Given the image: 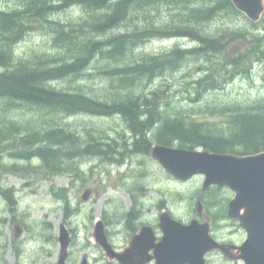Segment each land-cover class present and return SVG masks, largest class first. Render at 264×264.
Listing matches in <instances>:
<instances>
[{
    "label": "trees",
    "instance_id": "trees-1",
    "mask_svg": "<svg viewBox=\"0 0 264 264\" xmlns=\"http://www.w3.org/2000/svg\"><path fill=\"white\" fill-rule=\"evenodd\" d=\"M3 2L0 0V103L4 104L0 107V170L6 167L1 164L2 152L9 147L15 149V156L33 158L15 172L43 173L45 178L67 173L77 158L111 160L116 139L103 137L104 131L93 128H85L83 137L60 119L82 114L120 119L123 133L132 135L128 142L119 134L122 147L133 154L150 155L154 143L236 156L264 152V97L251 102L200 103L205 94L223 90L235 74H247L250 62L264 60L259 37L264 25L250 22L230 0H18L11 7L1 5ZM72 9L79 18L58 19ZM238 20L244 25L239 26ZM39 31L53 37L57 54H17V46ZM156 39L178 43L161 53L136 54L139 46ZM185 40L195 45L182 44ZM236 42L244 43L247 50L234 57L226 49ZM99 57L104 64L98 75L109 84L106 98L54 85L67 78L91 76L86 70ZM188 63L200 66L201 76L187 84L193 88L198 106L170 109L169 97L162 106L166 83L158 82L163 76L166 80L168 74L184 71ZM19 104L45 115L25 123L7 118ZM198 115L213 118L201 120ZM34 160L39 165L33 166ZM222 191L211 188L202 195L198 191L191 200L201 199L205 213L217 222L226 213Z\"/></svg>",
    "mask_w": 264,
    "mask_h": 264
},
{
    "label": "rangeland",
    "instance_id": "rangeland-1",
    "mask_svg": "<svg viewBox=\"0 0 264 264\" xmlns=\"http://www.w3.org/2000/svg\"><path fill=\"white\" fill-rule=\"evenodd\" d=\"M18 0H5L1 5L11 7L15 6ZM73 9L62 13L58 19L62 22L79 18V14L72 13ZM264 18V14L262 16ZM239 26L244 23L241 20L236 21ZM264 25V22L259 23ZM118 31L116 30L115 33ZM264 44V35L259 36ZM176 41L155 40L143 43L136 51L137 55L148 53L157 54L174 45ZM184 43L188 44V41ZM17 54L21 56L30 55V53H48L57 54V49L53 43V37L44 31L35 32L29 35L17 48ZM247 47L242 42H236L229 45L226 53H231L234 57L239 53L246 52ZM100 57L96 58L86 73L91 76L75 80L67 78L56 84L58 88L83 89V92L96 99L106 98L108 94V80L98 75V68L104 64ZM218 68V67H217ZM216 68V69H217ZM264 68L259 61H254L250 66L248 73L235 74L224 86L223 90L211 91L205 94L203 101L212 103H224L231 100L241 102H251L254 98L264 97ZM228 76V74H225ZM201 76L200 66L195 63L186 64L184 71L174 74H168L167 79L163 76L158 83L165 82V90L162 95V104L169 100L170 109H192L198 106L193 88L188 86L192 79ZM194 99L195 102L191 101ZM4 106L0 103V107ZM12 111V112H11ZM7 114V118L16 119L23 123L28 120L38 119L41 112H36L27 105L19 104ZM201 116L203 120L206 115ZM213 117H206V120ZM61 121L69 124L70 128L80 132L85 137L84 129L93 128L104 131L107 138L117 140L116 153L110 157L111 160H103L99 157L82 159L77 158L69 164L71 173L52 175L49 178L43 173L37 172H13L0 170V184L5 188H14L18 191L17 197L20 199L23 209H29L30 216L33 217L31 226L33 227L32 245L29 247L28 259L34 258L37 264H55L59 254L58 240L51 243L47 240V235L54 234L58 237L60 225L66 218L71 223V228L76 232L77 246L71 248L70 262L81 263L83 257H87L91 264H109L110 258L104 252V249L94 243V226L98 219L105 220L108 216V227L110 233H106L110 244L118 253H122L129 246L133 237L138 233L127 228L128 214L133 212L137 216L136 210H142L146 217L143 220H150L152 229L156 238L161 241L163 232L159 227V216L162 209L169 212L171 216L182 222L190 223L198 218L202 223H208L211 234L214 239L225 247V251H214L207 256V264H242L238 258L237 247L244 242L246 235L240 228L237 220H230L225 213V219L215 222L208 215L199 216L196 214L195 204L197 199L191 198L200 191L204 184L203 177H197L193 180L182 183L171 175L151 157V155L137 154L133 155L131 150L122 147L123 140L121 136L125 134L130 139L131 135L124 132V125L118 118L98 117L96 115H77L75 117H65ZM119 134H122L121 136ZM98 136L97 133H95ZM124 139V138H123ZM8 144V143H7ZM114 146V145H113ZM15 149H9L2 152L1 164L12 170H23L32 159H22L14 155ZM114 161H123V165L114 163ZM17 165V167L14 166ZM39 165L34 160L33 166ZM65 189L67 191V202L57 199L53 192ZM85 189H92V197L84 202L82 195ZM220 199L228 202L233 198L234 193L226 188H221ZM195 198V197H194ZM1 209V202H0ZM1 217V216H0ZM127 217V219H126ZM10 219V216H7ZM127 220V221H126ZM121 225H116V222ZM136 227L138 222L135 221ZM39 232V233H38ZM38 233V234H36ZM15 236L13 225L0 226V264H14L15 259ZM229 251V253H228ZM103 259V260H101ZM113 264H120L118 261Z\"/></svg>",
    "mask_w": 264,
    "mask_h": 264
},
{
    "label": "water",
    "instance_id": "water-1",
    "mask_svg": "<svg viewBox=\"0 0 264 264\" xmlns=\"http://www.w3.org/2000/svg\"><path fill=\"white\" fill-rule=\"evenodd\" d=\"M235 8L251 21L259 20L264 10V0H230ZM152 157L166 172L182 182L197 175L205 176L203 190L211 186L227 187L234 193L228 205V216L238 219L246 233V239L237 247L238 258L244 264H264V152L245 157L215 154L208 151L185 150L157 145ZM90 190L83 195L87 200ZM198 211L202 212L199 201ZM164 238L156 243L150 228H144L132 245L122 255H116L109 245L102 225L97 228V239L105 251L124 264H138L152 259L149 252L154 250L157 264H206V254L212 250L225 251L210 235L208 224L197 219L189 225L174 220L167 212L160 217ZM62 256L59 264H65L69 235L63 229L60 236ZM141 261H138L139 258Z\"/></svg>",
    "mask_w": 264,
    "mask_h": 264
},
{
    "label": "flooded vegetation",
    "instance_id": "flooded-vegetation-1",
    "mask_svg": "<svg viewBox=\"0 0 264 264\" xmlns=\"http://www.w3.org/2000/svg\"><path fill=\"white\" fill-rule=\"evenodd\" d=\"M1 177V176H0ZM67 195V190L63 191ZM54 193V192H53ZM52 193V195H53ZM18 191L14 188H1L0 190V226L2 225H13L14 227V236H15V259L16 263L14 264H37V260L34 258L28 259L26 255L28 254L29 247L32 245V237H33V227L31 226V221L33 217L30 216L29 209L25 210L21 206L20 199L17 197ZM137 216L133 215V212H129L128 218L130 221L127 222V228L131 231H140V229L144 226L152 227L150 220H143L146 215L142 210H136ZM7 216H10V219H7ZM104 224L106 233H110L107 229L109 223H107L104 219L101 220ZM135 221L138 222V226L136 227ZM63 225L67 228L68 232L71 236V243L68 252V260L67 264H78V262L72 261L71 259V248L77 246L76 241V232L71 228V223L68 218L63 222ZM20 229L21 235L17 236V229ZM39 233V232H38ZM36 233V234H38ZM47 240L51 243H54L58 240V237L54 236V234L47 235ZM59 255V254H58ZM87 261L88 264H91L90 260L87 257H83L82 262ZM103 260V259H101ZM109 264H113L117 260H110ZM57 264V262H55ZM147 264H155L152 261H149Z\"/></svg>",
    "mask_w": 264,
    "mask_h": 264
},
{
    "label": "bare ground",
    "instance_id": "bare-ground-1",
    "mask_svg": "<svg viewBox=\"0 0 264 264\" xmlns=\"http://www.w3.org/2000/svg\"><path fill=\"white\" fill-rule=\"evenodd\" d=\"M168 71V70H167ZM96 244V243H95Z\"/></svg>",
    "mask_w": 264,
    "mask_h": 264
}]
</instances>
